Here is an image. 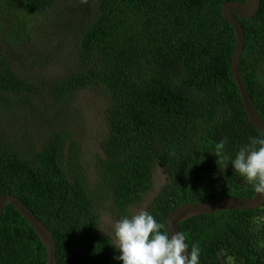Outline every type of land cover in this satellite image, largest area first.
Returning a JSON list of instances; mask_svg holds the SVG:
<instances>
[{
  "label": "trees",
  "instance_id": "16d2710c",
  "mask_svg": "<svg viewBox=\"0 0 264 264\" xmlns=\"http://www.w3.org/2000/svg\"><path fill=\"white\" fill-rule=\"evenodd\" d=\"M68 1L0 0V196L17 197L44 223L57 264H121L99 231L101 210L114 222L134 215L157 166L168 181L145 211L166 230L183 204L252 197L230 160L264 134L243 110L231 75L235 34L221 15L244 0ZM239 22L240 74L264 121V0ZM85 92L105 105L91 184L76 129ZM225 138L222 161L214 155ZM179 230L189 252L200 247V264H264V203L189 218ZM46 262L35 232L7 205L0 264Z\"/></svg>",
  "mask_w": 264,
  "mask_h": 264
},
{
  "label": "clouds",
  "instance_id": "9594fccd",
  "mask_svg": "<svg viewBox=\"0 0 264 264\" xmlns=\"http://www.w3.org/2000/svg\"><path fill=\"white\" fill-rule=\"evenodd\" d=\"M226 143V138L222 139L215 148L214 156L222 161ZM230 164L255 193L264 197V138L249 137V143L239 149ZM111 237L119 253L114 259L121 264H200L201 249L193 243L188 251L187 233L170 234L164 223L145 210L117 220Z\"/></svg>",
  "mask_w": 264,
  "mask_h": 264
},
{
  "label": "water",
  "instance_id": "95a60500",
  "mask_svg": "<svg viewBox=\"0 0 264 264\" xmlns=\"http://www.w3.org/2000/svg\"><path fill=\"white\" fill-rule=\"evenodd\" d=\"M260 0L233 1L223 5L222 17L229 22L235 33V48L231 59V74L237 86L243 110L251 123L258 131L264 134V121L258 115L252 104L239 70V59L244 44V32L238 18L250 19L258 12ZM264 203V197L255 193L252 197L242 199L238 197H221L208 202L183 204L175 209L168 218L167 230L175 234L179 230V224L183 221L204 215H210L232 210H256ZM7 205L12 206L29 224L41 241L47 253L46 264H57L55 253V240L48 228L38 220L30 209L13 195L0 196V218Z\"/></svg>",
  "mask_w": 264,
  "mask_h": 264
},
{
  "label": "rangeland",
  "instance_id": "374dc122",
  "mask_svg": "<svg viewBox=\"0 0 264 264\" xmlns=\"http://www.w3.org/2000/svg\"><path fill=\"white\" fill-rule=\"evenodd\" d=\"M64 3H69L67 0H63ZM60 29V28H59ZM54 44V43H53ZM22 49L28 52L29 46L23 45ZM79 110L77 113L76 123L78 124L77 135H81L83 139L81 148V157L85 162V166L88 169V176L90 178L89 184L93 183L95 176L93 167V158L96 154H100L101 143L104 140L106 126L104 120L105 105L100 100V97L92 92H85L80 95ZM80 143V142H79ZM168 181L166 172L159 166L153 171V187L152 190L143 196L141 203L138 206L132 207L134 214L140 210H145L147 205L153 200L156 194L159 192L161 186ZM102 214L99 219V231L108 235L111 239L112 225L115 223L110 215L104 213L105 210H101ZM113 240V239H112Z\"/></svg>",
  "mask_w": 264,
  "mask_h": 264
},
{
  "label": "bare ground",
  "instance_id": "6f19581e",
  "mask_svg": "<svg viewBox=\"0 0 264 264\" xmlns=\"http://www.w3.org/2000/svg\"><path fill=\"white\" fill-rule=\"evenodd\" d=\"M245 1V0H244ZM233 2V1H232ZM241 2V1H240ZM238 19H242V18H238ZM229 23V22H228ZM234 31V30H233ZM235 34V33H234ZM235 42H236V39H235ZM235 48V47H234ZM234 52V51H233ZM232 75V74H231ZM240 96V95H239ZM241 100V99H240ZM242 104V103H241ZM253 104V103H252ZM251 124V123H250ZM260 132V131H259ZM187 204H190V203H187ZM261 208V207H260ZM177 209V208H176ZM259 209V208H258ZM257 210V209H256ZM171 215V214H170ZM28 224V223H27ZM29 225V224H28Z\"/></svg>",
  "mask_w": 264,
  "mask_h": 264
}]
</instances>
